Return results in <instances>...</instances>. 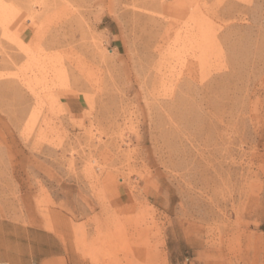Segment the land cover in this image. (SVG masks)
Returning <instances> with one entry per match:
<instances>
[{
	"label": "rangeland",
	"instance_id": "374dc122",
	"mask_svg": "<svg viewBox=\"0 0 264 264\" xmlns=\"http://www.w3.org/2000/svg\"><path fill=\"white\" fill-rule=\"evenodd\" d=\"M9 222L60 264H264V0H0V264Z\"/></svg>",
	"mask_w": 264,
	"mask_h": 264
},
{
	"label": "crops",
	"instance_id": "0c3cea01",
	"mask_svg": "<svg viewBox=\"0 0 264 264\" xmlns=\"http://www.w3.org/2000/svg\"><path fill=\"white\" fill-rule=\"evenodd\" d=\"M3 229L9 230L8 264H60L62 256L55 249L63 245L46 229L21 222L5 223Z\"/></svg>",
	"mask_w": 264,
	"mask_h": 264
}]
</instances>
